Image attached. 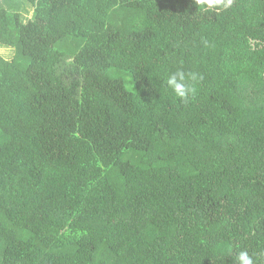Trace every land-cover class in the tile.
<instances>
[{
  "label": "trees",
  "instance_id": "16d2710c",
  "mask_svg": "<svg viewBox=\"0 0 264 264\" xmlns=\"http://www.w3.org/2000/svg\"><path fill=\"white\" fill-rule=\"evenodd\" d=\"M0 48V264H264V0H0Z\"/></svg>",
  "mask_w": 264,
  "mask_h": 264
},
{
  "label": "clouds",
  "instance_id": "9594fccd",
  "mask_svg": "<svg viewBox=\"0 0 264 264\" xmlns=\"http://www.w3.org/2000/svg\"><path fill=\"white\" fill-rule=\"evenodd\" d=\"M213 0H208L211 4ZM219 2V0H217ZM230 2V0H229ZM203 77L196 72H185L181 69L171 72L167 75L166 86L171 89L175 95L184 102L194 98L196 94L195 84ZM237 264H254L253 258L247 251H240L236 256Z\"/></svg>",
  "mask_w": 264,
  "mask_h": 264
},
{
  "label": "rangeland",
  "instance_id": "374dc122",
  "mask_svg": "<svg viewBox=\"0 0 264 264\" xmlns=\"http://www.w3.org/2000/svg\"><path fill=\"white\" fill-rule=\"evenodd\" d=\"M29 12H31V10H30ZM12 51H13V50H6V49H2V48H0V53H2V54H4V53H8V52L11 53ZM203 205H204V206L200 205L199 208H200V209H204V208H205L206 210H209V209H210V211H211L212 213L214 212L215 209H214V206H213L212 204L209 206V205L203 203ZM213 215H214V214H213Z\"/></svg>",
  "mask_w": 264,
  "mask_h": 264
}]
</instances>
